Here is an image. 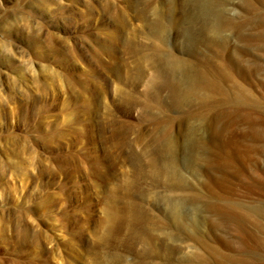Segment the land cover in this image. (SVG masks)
Listing matches in <instances>:
<instances>
[{
    "label": "rangeland",
    "instance_id": "rangeland-1",
    "mask_svg": "<svg viewBox=\"0 0 264 264\" xmlns=\"http://www.w3.org/2000/svg\"><path fill=\"white\" fill-rule=\"evenodd\" d=\"M94 251L264 264V0H0V264Z\"/></svg>",
    "mask_w": 264,
    "mask_h": 264
},
{
    "label": "bare ground",
    "instance_id": "bare-ground-1",
    "mask_svg": "<svg viewBox=\"0 0 264 264\" xmlns=\"http://www.w3.org/2000/svg\"><path fill=\"white\" fill-rule=\"evenodd\" d=\"M190 2V1H189ZM156 12V11H155ZM158 20V19H157ZM155 22V21H154ZM153 23V22H152ZM156 23V22H155ZM153 23V24H155ZM163 23V22H162ZM159 25V23L157 24ZM154 28V31L152 29V32H153V35L154 36H158L159 35V30L160 28L157 29V27H155V25L153 26ZM163 30V29H162ZM188 30V29H187ZM162 35V34H161ZM164 35V34H163ZM130 44V43H129ZM135 47V46H134ZM145 60V59H144ZM178 60V59H177ZM173 61V60H172ZM157 62V61H156ZM176 62V61H175ZM134 63V62H133ZM138 64V63H137ZM148 64V63H147ZM146 64V65H147ZM167 64V63H166ZM133 65V64H132ZM135 66V65H134ZM172 66V65H171ZM184 66V65H183ZM187 66V65H186ZM164 69V68H163ZM162 69V64L160 62L158 63H155V64H148L147 67H143V68H140V70H138V77L141 78V81H144L145 78H147L148 76H154V75H159L161 74V72L163 71ZM129 70V69H128ZM137 70V69H136ZM165 71V70H164ZM175 72V71H174ZM174 74L172 73V76ZM175 77V76H174ZM225 77V76H224ZM154 78V77H153ZM176 78V77H175ZM149 79V78H148ZM157 79V78H156ZM155 78L153 79L156 80ZM152 80V79H151ZM158 80V79H157ZM149 81V80H148ZM143 83V82H142ZM159 83V82H158ZM157 83V84H158ZM152 84V83H151ZM167 85V84H166ZM157 87V86H156ZM170 87V86H169ZM150 89V88H149ZM148 89V90H149ZM171 90V89H170ZM123 91V90H122ZM149 93V92H148ZM128 95V94H127ZM128 100V98H127ZM130 101V100H128ZM140 101V100H138ZM138 101H135L133 100V104L134 105H140V103ZM131 102V103H132ZM131 105V104H130ZM143 106V105H142ZM140 107V106H139ZM129 108V107H128ZM130 109V108H129ZM142 112V111H141ZM149 112V111H148ZM143 113V112H142ZM111 119V118H110ZM113 121H111L112 123ZM112 125V124H111ZM113 131V130H112ZM114 132V131H113ZM116 133V132H115ZM145 134V133H144ZM156 135V134H155ZM157 136V135H156ZM189 137V136H188ZM192 137V135H191ZM138 138V137H137ZM128 139V138H127ZM151 139V138H149ZM130 142V141H129ZM119 143V142H118ZM131 143V142H130ZM148 143V142H147ZM129 144V143H128ZM163 146V145H162ZM130 147V146H129ZM131 148V147H130ZM133 148V147H132ZM124 149V148H123ZM158 151V150H156ZM146 152V151H145ZM136 156V155H135ZM158 156V155H157ZM138 160V168L139 170H146V166L145 164H141V155L137 156L136 158ZM157 159V158H156ZM156 161V160H155ZM160 161V160H159ZM147 162V161H146ZM150 163V162H149ZM148 163V164H149ZM152 165V162L150 163V166ZM156 165V164H155ZM162 164H160L161 166ZM132 167V166H131ZM148 167V166H147ZM157 167V166H156ZM148 169V168H147ZM151 170V169H150ZM143 172V171H142ZM140 171V173H142ZM129 181V180H128ZM133 189V188H132ZM128 191H129V187L125 184V183H122V184H115V185H112L108 188V193L109 195H116L118 193L124 195V196H127L128 195ZM132 192V191H131ZM110 197V196H109ZM124 198V197H123ZM126 198V197H125ZM115 200V199H114ZM117 200V199H116ZM111 201V202H109ZM108 203L106 204V208H105V212L103 214V216L101 217L100 219V224L102 226V231L98 237L99 240H105L108 236H110L113 232V230L115 229L114 226H116L118 223L119 225H121V223L123 221H127V219H131L132 217V210H131V206L130 204L126 201H124L126 204L124 205V207L122 206L121 208H123L121 211L117 209V204L115 203L116 201H113V199L109 200ZM137 205V204H136ZM128 219V220H129ZM135 221V220H134ZM130 221H128L127 223H129ZM123 224V223H122ZM118 226V225H117ZM120 228V227H119ZM18 235V240L22 241L24 244H33V240L30 238V233L28 231V229L25 227L23 228L22 230H19L17 231L16 233ZM95 252V251H94ZM104 254L101 255V253L99 251L95 252L93 255H92V258L95 259L94 263L95 264H106L105 263V259H104Z\"/></svg>",
    "mask_w": 264,
    "mask_h": 264
}]
</instances>
